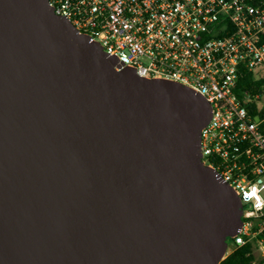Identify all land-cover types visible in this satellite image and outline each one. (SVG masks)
<instances>
[{
    "label": "water",
    "instance_id": "water-1",
    "mask_svg": "<svg viewBox=\"0 0 264 264\" xmlns=\"http://www.w3.org/2000/svg\"><path fill=\"white\" fill-rule=\"evenodd\" d=\"M49 0H0V264H220L240 197L207 100L147 80Z\"/></svg>",
    "mask_w": 264,
    "mask_h": 264
},
{
    "label": "built area",
    "instance_id": "built-area-1",
    "mask_svg": "<svg viewBox=\"0 0 264 264\" xmlns=\"http://www.w3.org/2000/svg\"><path fill=\"white\" fill-rule=\"evenodd\" d=\"M49 3L115 58L117 70L176 82L207 100L201 160L240 197L243 210L221 262L244 248L248 264H264V90L239 89L249 73L264 78V0Z\"/></svg>",
    "mask_w": 264,
    "mask_h": 264
},
{
    "label": "trees",
    "instance_id": "trees-1",
    "mask_svg": "<svg viewBox=\"0 0 264 264\" xmlns=\"http://www.w3.org/2000/svg\"><path fill=\"white\" fill-rule=\"evenodd\" d=\"M239 89H249L253 94L259 93L264 90V78L257 79L253 74H247L240 82ZM250 110H254L256 105L254 103L247 104ZM246 249H238L231 255H229L221 264H248L247 258H245Z\"/></svg>",
    "mask_w": 264,
    "mask_h": 264
},
{
    "label": "rangeland",
    "instance_id": "rangeland-1",
    "mask_svg": "<svg viewBox=\"0 0 264 264\" xmlns=\"http://www.w3.org/2000/svg\"><path fill=\"white\" fill-rule=\"evenodd\" d=\"M228 243H229V245H231V243H232L231 238L228 239Z\"/></svg>",
    "mask_w": 264,
    "mask_h": 264
}]
</instances>
